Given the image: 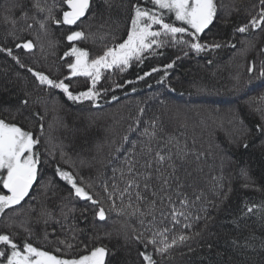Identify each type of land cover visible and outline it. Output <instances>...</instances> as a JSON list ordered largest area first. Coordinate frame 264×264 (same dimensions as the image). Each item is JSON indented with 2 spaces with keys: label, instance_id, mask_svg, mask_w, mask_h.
<instances>
[{
  "label": "trees",
  "instance_id": "16d2710c",
  "mask_svg": "<svg viewBox=\"0 0 264 264\" xmlns=\"http://www.w3.org/2000/svg\"><path fill=\"white\" fill-rule=\"evenodd\" d=\"M46 3L55 4V16L61 18V8L66 9L62 0ZM135 3L137 0H93L89 10L93 15L82 18L84 23L69 26L49 21L45 35L31 19L33 15L43 19L33 8V0H0V48L12 49L13 56L26 65L22 68L7 52H0V118L33 132L40 140L34 151H39L41 159L38 180L29 196L0 216V234L9 235L19 246L30 243L66 259L105 246L109 250L105 264H145L141 251L151 254L157 264H264L259 244L264 238V221L259 214L242 216L246 204L264 203V131L260 130L264 126V76L259 75L264 65V30L234 31L259 12V0H217L216 19L200 40L219 42L221 48L196 54L180 46L163 47L157 50L159 54L140 65L134 62L124 72H105L98 87V106L70 101L60 90L40 86L27 71L31 67L56 80L70 75L67 65L74 57H65V52L75 46L89 51L91 58L102 54L103 45L112 43L113 37L114 42H122ZM24 13L28 20L22 18ZM29 23L33 25L30 29ZM73 30H82L88 39L67 41ZM27 41L33 42L32 51L16 47ZM173 61L165 74V66ZM153 67L160 71L139 79ZM72 79L80 82H73L70 91L90 87L83 77ZM104 88L109 89L106 94ZM24 99L29 101L27 106L21 104ZM153 122L156 137L149 139L142 133L153 131ZM169 138H174L171 143ZM176 141L191 154L179 166V181L173 178L165 188L157 177L160 173L167 176L171 169L168 162L158 165L155 154L161 149L175 153ZM133 159L135 171L151 172L152 179L146 191L144 177L139 178L143 201L136 200L135 189L129 190L132 208H128L127 194L121 201L119 192L112 200L108 193L114 191V184L120 190L126 187L130 179L126 161ZM149 160L152 167L146 168ZM57 168L72 173L78 185L100 204L76 197ZM242 171L247 172L248 181ZM219 176L224 189H231L227 199L216 195L213 178ZM248 182L254 186L245 187ZM0 193L7 194L2 185ZM184 197L186 208L179 203ZM137 204L145 215L132 214ZM172 205L184 211L187 219L178 216L179 222H174ZM100 206L106 212L104 221L96 216ZM165 228L171 229L166 234L169 240L174 234L190 239L163 255L151 244L145 249L135 239L143 233L141 240L147 241L153 232ZM251 235L255 236V250L233 247L234 239L243 243Z\"/></svg>",
  "mask_w": 264,
  "mask_h": 264
},
{
  "label": "snow or ice",
  "instance_id": "6c2138e0",
  "mask_svg": "<svg viewBox=\"0 0 264 264\" xmlns=\"http://www.w3.org/2000/svg\"><path fill=\"white\" fill-rule=\"evenodd\" d=\"M109 0H105L108 3ZM144 3L151 5V7L143 6L140 0L133 4L132 15L130 17V27L128 28L126 39L122 42L116 43L115 37H113V42L103 45L102 54L92 56L90 58V53L87 50L81 49L79 47H71L70 51L65 52L64 56L74 57V62H69L67 67L70 71V75L65 76L63 79H53L43 72L34 71L31 67H27V71L30 72L33 77L36 78L40 86H45L49 89H58L63 94L67 96V99L73 102H91L92 105L98 106L97 101L100 98L101 90L97 88V84L101 81L105 72L109 70H118L119 72H124L128 69L134 62L137 65L143 63L145 59L149 56H154L159 54L158 49L163 47H175L180 46L181 49H189L199 54L204 51H210L213 49H218L222 47V44L216 41L212 43L201 42L200 37L209 29L210 25L213 24L216 19L218 4L217 0H144ZM62 4L66 6L61 8V18L57 19L54 13L56 5H48L46 0H33V8L37 13L43 15V19H38L36 15L31 17L38 25L39 29L46 35L48 31V22L52 21L56 25H77L78 22L84 23L83 19L85 16L93 15L90 13V8L92 7L93 0H62ZM260 10L253 16L250 21L242 26L237 27L234 31L237 33L245 34L249 30H264V0H259ZM23 19L28 20L29 17L27 13H24ZM6 19H8L6 17ZM176 22H179L177 24ZM32 24H28L27 28H32ZM67 41H79L88 39L82 30H73L71 34L67 35ZM17 48H23L28 51L34 49V44L32 41H27L23 44H17ZM231 47L235 48V44ZM43 50V49H41ZM0 52H7L9 56L15 60V62L20 65V67L25 68L26 65L21 63L19 57L13 56L12 49L0 48ZM147 54V55H146ZM187 55V51L184 52ZM179 59V57H177ZM175 61L168 63L165 66V74H167V69H171L174 66ZM211 63V61H209ZM254 65L250 67L251 72ZM160 71L159 68L153 67L150 71L146 72L144 75L140 76L139 79L143 80L145 76H151L153 73ZM260 76H264V65H262V70L259 73ZM83 77L85 80L83 83H88L90 81V87L87 90H81L78 92L70 91L71 84L73 82L72 78ZM68 80L69 83H65ZM162 82V80H161ZM132 83V81H128ZM116 87H122V85H116ZM104 93L106 94L109 89L104 88ZM117 99V97H113ZM23 106H27L29 101L24 99L21 101ZM264 113V110H261ZM141 112L143 110L141 109ZM15 117H13L14 119ZM153 131L149 132L145 129L142 135L149 137V139H154L156 137L155 132V122L152 123ZM264 131V126L260 128ZM40 131H43V125H40ZM127 139V137H125ZM174 138H169V143L173 141ZM40 143L39 138H34L33 132L31 130H26L24 127L19 126L16 123L6 121L0 118V185L3 189L7 190V194L0 193V216H3L6 209L13 208V206L20 205L26 197L29 196L34 184L37 183L38 173L40 170L41 159L40 153L36 149V146ZM177 150L175 153L171 151L164 153L163 150H159L155 154V162L158 165H163L168 162V166L171 172L165 176L160 173V168L158 167L156 171L160 173L157 179L162 183V186L167 188L170 187L169 181L175 178L178 182L179 177L176 176L179 166H182L187 162V157L191 153L184 149L178 147L179 142L176 141ZM245 148L248 147L247 143L243 145ZM135 147V145H133ZM149 152L151 148L149 147ZM175 157V159H174ZM199 159V156H197ZM179 162V165L177 164ZM127 175L130 177L126 181V187L120 190L117 185H113V192L108 193V198L113 199L116 192H119L120 199L123 201V197L127 194L130 201L127 205L128 208H132L131 196L132 192L130 189H135V197L137 201H143L146 199L138 190L141 187L140 177H144L143 187L147 191L149 189V183L152 179L151 172L138 173L135 171V160L127 162ZM153 161H146L145 167L151 168ZM57 174L60 178L71 185L74 189V194L78 198L89 201L93 205H99L100 201L94 198L92 194L86 191L84 186H79L76 178L72 173L68 171H62L57 168ZM125 173L122 171L121 175ZM242 176L246 181L249 180L246 171H242ZM217 184L214 188L217 189L216 195L220 199H227L229 192L224 189V185L220 183L223 179L222 176L214 177ZM182 186V185H178ZM245 187L254 186L250 182L245 183ZM105 191H107V186H105ZM223 193L221 196L220 194ZM151 195L155 197L157 193L155 190L151 192ZM200 197L198 196L197 199ZM171 204V197H168ZM154 205L155 200L151 201ZM179 203L186 208L188 205L187 198H181ZM113 210L114 204H113ZM140 212L141 215L145 213L140 211L139 205L133 210L132 214ZM119 214H124L123 210H120ZM260 215V219L264 221V203L261 205H245L242 212V216L249 217L254 215ZM171 215L173 221L178 223V216H184L187 219V215L184 211H178L175 205H172ZM96 216L100 221L106 220V212L103 206L98 207L96 210ZM200 219V217H197ZM207 219V217H205ZM143 223V221L141 222ZM185 228L190 227V225L185 224ZM171 231L169 228H165L162 231H155L152 233L151 239L147 241H142L141 233L136 236L135 239L144 243L145 249L148 244H151L157 253L163 255L173 248L177 243H185L190 237L184 234L173 235L171 240L167 238V233ZM255 236L251 235L246 238L243 243L233 240V247H251L255 250ZM63 243V241H62ZM261 250H264V238H261L260 242ZM0 264H105L106 256L109 250L105 246L95 247L91 249L87 254H83L78 258H60L56 255L51 254L48 251L42 250L33 246L30 243H24L19 246L15 243L9 235L0 234ZM71 247V245H67ZM59 251V249H57ZM6 252L9 254L6 255ZM139 255L142 257L145 264H157L153 259V256L147 251H141Z\"/></svg>",
  "mask_w": 264,
  "mask_h": 264
},
{
  "label": "rangeland",
  "instance_id": "374dc122",
  "mask_svg": "<svg viewBox=\"0 0 264 264\" xmlns=\"http://www.w3.org/2000/svg\"><path fill=\"white\" fill-rule=\"evenodd\" d=\"M82 49V48H81ZM102 80V79H101ZM101 82V81H100ZM100 82L97 84V88L99 87Z\"/></svg>",
  "mask_w": 264,
  "mask_h": 264
}]
</instances>
